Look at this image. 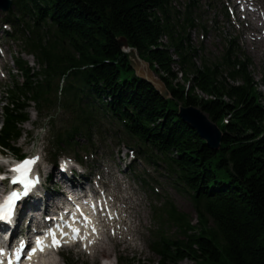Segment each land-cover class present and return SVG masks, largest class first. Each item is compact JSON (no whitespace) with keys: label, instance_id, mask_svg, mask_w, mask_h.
<instances>
[{"label":"trees","instance_id":"16d2710c","mask_svg":"<svg viewBox=\"0 0 264 264\" xmlns=\"http://www.w3.org/2000/svg\"><path fill=\"white\" fill-rule=\"evenodd\" d=\"M19 1L30 13L26 2L35 7L42 33L27 45L42 70L30 75L17 59L25 82L14 79L6 92L15 109L6 108L2 142L20 135L16 123L27 119L23 100L56 105L65 80L63 101L73 108L79 101L77 121L88 119L90 102L118 115L130 133L165 154L169 171L197 205L195 226L167 204L166 222L183 237H163L159 264H264V85L252 75L249 58L230 52L212 59L204 43H191L192 31L206 28L197 22L198 1ZM122 36L165 81L171 101L136 78ZM180 105L201 108L221 127L220 151L180 118Z\"/></svg>","mask_w":264,"mask_h":264},{"label":"rangeland","instance_id":"374dc122","mask_svg":"<svg viewBox=\"0 0 264 264\" xmlns=\"http://www.w3.org/2000/svg\"><path fill=\"white\" fill-rule=\"evenodd\" d=\"M1 19H2V14L0 13V21H1ZM219 20H221V18H219ZM244 38L245 37H243V40H244ZM191 41L193 43H198L197 34L193 33ZM8 45L11 47L10 53H15V51H16V53H18L19 50L21 49L19 47H16L15 43H13L12 41H9ZM206 45H207L206 49H208L209 53L218 52V50L221 48V40H220V38H218L216 36L215 33H213L211 37L208 36ZM245 49L247 50V52L249 53V55L251 56V58L253 60L252 72L254 74V77L257 81H260L262 76H264V62H262V60H259L255 56L254 45L252 43H250V41L247 42ZM28 60L31 61L30 58H28ZM11 68L14 69L13 62L10 64V69ZM262 91L264 93V88H262ZM55 111H58L57 114L55 115V117L57 118L56 126L58 128H60L61 126H64V124H65L64 120H66V119L63 118L65 116V114L59 110H55ZM0 114H1V111H0ZM1 117L2 116L0 115V123L2 120ZM33 119H35V114H33ZM48 121H49V119L44 120V121H40V120L38 121L37 125L41 123L42 128H39L40 125L39 126L30 125V124L27 125V128L33 129V135H34V138L36 140L37 139L41 140V138L43 140V139H46L48 137L49 130H50V127L47 124ZM153 172H154L153 178L155 179V185L159 188L161 193L163 195H165V197L168 196L167 198L171 199L180 211L188 214L191 217L192 221H194V223H197V214H196V211L193 207V204H192L190 197L188 195L182 193V192H178L173 187L171 181L168 178H166V176L164 175V173L162 171H156L153 169ZM146 206H147V208H146V210L143 211V213H144L145 219L148 222L147 227L150 226L148 229V232L150 233V228L153 226V222H151V215H150V211H149L147 203H146ZM145 224H146V221H145ZM166 233L171 235V236H177L176 235V229L174 227L167 228ZM149 240H150V237L148 238V241ZM107 254L110 258L115 259V253L114 252L108 250ZM135 258H137V260H139L141 262L140 264H157V262L159 261V257L156 254H153L151 252V250L150 251L146 250L142 254L139 253L137 256H135ZM107 264H116V263L112 261V262H109ZM135 264H137V263H135ZM181 264H193V262L184 261Z\"/></svg>","mask_w":264,"mask_h":264},{"label":"water","instance_id":"95a60500","mask_svg":"<svg viewBox=\"0 0 264 264\" xmlns=\"http://www.w3.org/2000/svg\"><path fill=\"white\" fill-rule=\"evenodd\" d=\"M119 43L122 51L130 54L132 68L136 71L138 77L158 90L165 99H170L171 94L166 85L156 77L150 65L140 58L138 50L131 48L124 37L120 38ZM180 116L200 134L203 140L207 141L212 149H220L222 132L200 109L194 107L180 108Z\"/></svg>","mask_w":264,"mask_h":264},{"label":"snow or ice","instance_id":"6c2138e0","mask_svg":"<svg viewBox=\"0 0 264 264\" xmlns=\"http://www.w3.org/2000/svg\"><path fill=\"white\" fill-rule=\"evenodd\" d=\"M38 157H33L31 159H25L20 165H17L12 170L18 175L13 178L12 183H23L25 185V192L24 195H28V192L30 191L31 187L34 186L35 183L38 181H32L28 178L29 172L31 171V166L38 160ZM20 194L18 192H12L9 194L6 201L2 204H0V220L8 221L11 223V217L14 215L15 210V202L20 199ZM74 231L77 233V236L79 234L78 229H74ZM53 236V244L56 246L60 245V241L56 238L55 232L52 231ZM37 244L40 247V250L42 251L44 248L42 241H37ZM28 247L31 249L30 252L24 253L28 258H31V255L36 252V248L31 247V245H28ZM0 251H3L0 249ZM19 251V250H18ZM19 258V257H18Z\"/></svg>","mask_w":264,"mask_h":264}]
</instances>
